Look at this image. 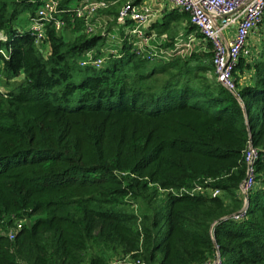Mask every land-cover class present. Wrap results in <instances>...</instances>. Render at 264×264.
Masks as SVG:
<instances>
[{"label":"trees","instance_id":"obj_1","mask_svg":"<svg viewBox=\"0 0 264 264\" xmlns=\"http://www.w3.org/2000/svg\"><path fill=\"white\" fill-rule=\"evenodd\" d=\"M105 1L107 31L59 0L65 27L37 43L43 0H0V264H264V37L232 93L212 53L149 60L125 38L107 57L119 12L144 0ZM184 26L171 9L147 35L170 47ZM90 51L100 69L80 66Z\"/></svg>","mask_w":264,"mask_h":264},{"label":"built area","instance_id":"obj_2","mask_svg":"<svg viewBox=\"0 0 264 264\" xmlns=\"http://www.w3.org/2000/svg\"><path fill=\"white\" fill-rule=\"evenodd\" d=\"M171 5L172 9L187 13L191 17L192 24L196 27V31L190 35L182 34L173 48L162 50L157 47L149 48L148 43L151 42L147 31L154 21V10L148 6L135 5L131 1L128 2L117 17L118 28L124 30L125 37L118 36L115 32H110L108 37V48L105 50L106 56L116 55L115 46H120L125 38L143 53L149 60L170 61L176 58L191 57L193 53L206 52L208 45L214 55L215 76L217 81L232 93H236L238 87L234 77V71L242 57H249L251 50L247 41L250 35L256 31L264 19V0H164ZM60 7L59 0H43L37 11V21L32 23L31 29L37 34L40 43L45 36L46 27L49 23H54L57 31H61L64 27L63 19H55ZM109 8V4L105 0H78L76 7V16L84 21L86 29L89 33H93L99 26L104 24L102 18L98 17L102 11ZM55 19V20H54ZM116 29V28H115ZM187 38V39H186ZM191 38V39H189ZM193 50L186 53L189 44L195 42ZM5 36L0 34V40L5 41ZM147 47V49H144ZM195 50V52H194ZM106 62L105 58L96 57L90 51L86 57L80 62V66H93L100 69ZM259 159V152L250 147L246 156L245 163L248 167L247 179L241 186V193L248 203V195L256 184V162ZM202 189L196 190L202 192ZM195 192V191H194ZM219 195L216 191L213 196ZM246 206V205H245ZM247 208L236 216L237 220L243 218ZM18 227L22 223L17 224ZM13 239V232L10 233ZM113 264H144L139 260H132L130 257L115 260ZM210 264H222L221 257L218 255L216 260Z\"/></svg>","mask_w":264,"mask_h":264},{"label":"rangeland","instance_id":"obj_3","mask_svg":"<svg viewBox=\"0 0 264 264\" xmlns=\"http://www.w3.org/2000/svg\"><path fill=\"white\" fill-rule=\"evenodd\" d=\"M150 1H153V0H150ZM155 1H156V0H154V14H155V18H154V21H153L152 23H156V22H158V21H161V20L163 19L164 15L172 9V7H171L170 4H169V7H168V6H166V7L163 6V7H162V6H159V5L156 7V6H155ZM151 5H153V4L151 3ZM140 6H142V5H140ZM263 20H264V19H263ZM31 27H33V25H31ZM28 28H29V26H28ZM106 29H107L106 26L103 24L102 26H99V27L96 29V32H99L100 30H102V31H107ZM148 30H149V29H148ZM185 31H186V28H185V26H184V27H183V30L181 29V31H180V33H179L177 39H178L179 37H182V36H181L182 34H183L184 37H185L186 34H187ZM187 35L189 36L190 33L187 34ZM148 36H149L151 42H149L147 46H151V43L154 42V47H157L158 49L167 50V49H171V48H173V46L166 47V46H163V45L161 44L162 42H165V41L168 39L166 35H165V36H162V37H159L155 32H152V34H150V35H148ZM263 37H264V24H263V22H262V24L259 25L258 29H257L256 31H254V32L250 35V37H249V39H248V41H247L248 47H249L250 50H251V55H252L253 51L256 50V49L260 46ZM177 39L175 40L174 44L176 43ZM186 39H187V38H186ZM189 39H191V38H189ZM195 39H196L195 42L192 43V44H189V47L186 48V53H187V52H190L191 50H193L194 46L197 44V39H198V38H195ZM157 42H158V43H157ZM157 44H159V45H157ZM174 44H173V45H174ZM151 47H153V46H151ZM144 49H147V47H145ZM194 52H195V50H194ZM207 53H212V51H211V46H209V45H208V49H207L206 52H203V53H193V54L190 55V56H191V57H192V56L194 57L195 55H198V54H203V55H205V54H207ZM212 54H213V53H212ZM213 60H214V55H213ZM245 79H246L247 81H249V77H248V76H246ZM240 80H241V79H240ZM21 223L24 224V222H21ZM113 262H114V261H113Z\"/></svg>","mask_w":264,"mask_h":264},{"label":"crops","instance_id":"obj_4","mask_svg":"<svg viewBox=\"0 0 264 264\" xmlns=\"http://www.w3.org/2000/svg\"><path fill=\"white\" fill-rule=\"evenodd\" d=\"M151 3L153 4V5H151ZM143 4H144V6H148V7H150V8H152L153 10H154V0L153 1H150V0H144V2H143ZM168 6L169 7V4H168V2L167 1H164V0H156L155 1V6L157 7V6ZM154 23H152L151 24V26L153 25ZM150 26V27H151ZM150 27H149V29H150ZM126 31V29H123V28H116V29H114L113 31H112V33L113 32H115V33H117V35L119 36L120 35V33L122 32V31ZM122 35V34H121ZM121 35H120V37H121ZM158 43V42H157ZM151 45H153L154 46V42H152L151 43ZM149 48H151V46H149ZM203 53V52H202ZM246 76H248L249 77V80H250V75L247 73V74H245L244 76H242L241 77V80H240V85H241V87L242 86H244V85H247L248 83H249V81H247L245 78H246Z\"/></svg>","mask_w":264,"mask_h":264},{"label":"water","instance_id":"obj_5","mask_svg":"<svg viewBox=\"0 0 264 264\" xmlns=\"http://www.w3.org/2000/svg\"><path fill=\"white\" fill-rule=\"evenodd\" d=\"M248 206H249V204L247 203L246 206H245V208H247Z\"/></svg>","mask_w":264,"mask_h":264}]
</instances>
